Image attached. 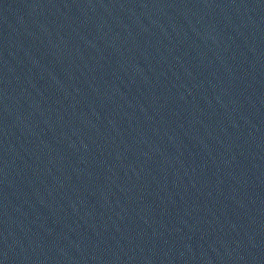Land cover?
Here are the masks:
<instances>
[{
  "label": "water",
  "instance_id": "obj_1",
  "mask_svg": "<svg viewBox=\"0 0 264 264\" xmlns=\"http://www.w3.org/2000/svg\"><path fill=\"white\" fill-rule=\"evenodd\" d=\"M252 1L264 6V0H252Z\"/></svg>",
  "mask_w": 264,
  "mask_h": 264
}]
</instances>
